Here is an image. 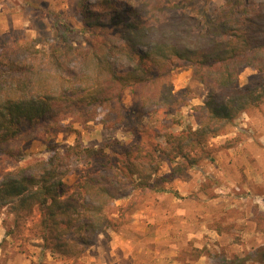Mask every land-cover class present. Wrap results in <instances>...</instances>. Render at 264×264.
I'll use <instances>...</instances> for the list:
<instances>
[{
	"label": "trees",
	"instance_id": "16d2710c",
	"mask_svg": "<svg viewBox=\"0 0 264 264\" xmlns=\"http://www.w3.org/2000/svg\"><path fill=\"white\" fill-rule=\"evenodd\" d=\"M192 1L78 0L84 28L94 30L88 46L75 47L73 27L66 24L65 43L50 47L42 59L11 58L18 52L13 47L0 52V211L13 214L19 225L38 206L34 228L43 248L66 258L82 256L101 235L109 236L130 219L140 195L164 190L163 182L236 145L238 137L217 147L209 141L264 104V0H245L247 7L236 12L233 5L217 18L209 17L206 7L193 13ZM122 46L131 57L124 69L111 58ZM72 55L78 70L65 66ZM180 62L192 67L206 90L203 104L195 106L197 128L163 133L164 142L142 140L116 148V170L85 175L73 185L66 182L72 165L100 159L103 147L53 143L46 159L27 167L4 166L6 160H21L25 142L44 138L67 119L86 125L107 109L120 120L127 88L143 109L189 105L193 93L175 91L172 80ZM245 68L257 77L242 85ZM166 162L174 163L172 170L158 176ZM120 199L127 201L113 210Z\"/></svg>",
	"mask_w": 264,
	"mask_h": 264
},
{
	"label": "rangeland",
	"instance_id": "374dc122",
	"mask_svg": "<svg viewBox=\"0 0 264 264\" xmlns=\"http://www.w3.org/2000/svg\"><path fill=\"white\" fill-rule=\"evenodd\" d=\"M136 3L137 0H122ZM258 3L262 0H250ZM78 0H0V52L13 47L11 58L27 55L43 58L50 47L65 43L66 24L73 27L71 43L86 47L94 30L85 29L76 11ZM192 10L207 8L208 16L217 18L233 7L239 12L249 4L245 0H193ZM30 48L28 50V47ZM127 47L111 53L122 69L131 63ZM65 66L78 70L75 56L67 57ZM257 77L245 68L242 85ZM175 91L193 93L189 105L179 109L140 108L130 88L122 95V116L101 109L95 121L86 125L67 119L44 138L24 143L19 162L6 160L8 169L27 167L50 155L53 143L65 145L81 141L87 146L103 147L105 156L72 165L66 182L78 183L85 175L116 170L119 156L114 149L139 141L164 142L163 133H178L188 126L197 128L199 114L195 106L203 104L206 90L193 77V69L179 63L172 69ZM151 134L146 135L145 132ZM239 142L221 148L214 160L190 167L180 176L163 182L164 190H150L139 196V208L130 219L109 236L77 258H66L41 246L34 228L40 218L37 206L27 221L14 223V215L0 211V264H264V104L243 113L229 126L226 134L211 138L210 146L227 140ZM174 163L162 165L158 176L168 174ZM113 168H111V167ZM29 171V169L27 170ZM117 200L112 209L126 203ZM13 230V233H9Z\"/></svg>",
	"mask_w": 264,
	"mask_h": 264
}]
</instances>
